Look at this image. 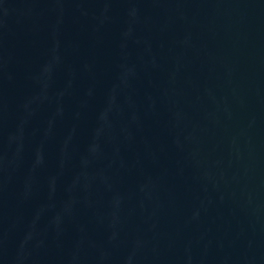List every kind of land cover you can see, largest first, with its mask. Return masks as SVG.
<instances>
[{"label": "water", "instance_id": "obj_1", "mask_svg": "<svg viewBox=\"0 0 264 264\" xmlns=\"http://www.w3.org/2000/svg\"><path fill=\"white\" fill-rule=\"evenodd\" d=\"M0 264H264V0H0Z\"/></svg>", "mask_w": 264, "mask_h": 264}]
</instances>
